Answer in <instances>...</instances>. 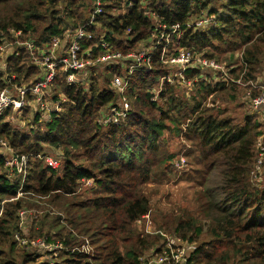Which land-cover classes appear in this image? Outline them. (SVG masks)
I'll return each instance as SVG.
<instances>
[{
	"label": "trees",
	"instance_id": "trees-1",
	"mask_svg": "<svg viewBox=\"0 0 264 264\" xmlns=\"http://www.w3.org/2000/svg\"><path fill=\"white\" fill-rule=\"evenodd\" d=\"M89 6L90 0H0V45L10 40V30L19 32L21 40H32L39 46L47 44L61 37L66 29L85 23ZM148 12L168 28L180 25L181 31L191 21L216 16L206 33L190 28L183 31L180 46L201 53L202 59L214 61V52L229 50L232 54L243 48L240 70L230 72L235 79L244 72L241 79L244 83L254 80L255 70L264 57V0H105L98 19L106 32L105 40L123 53L135 49L153 32ZM125 39L127 46L122 44ZM161 68L156 54L150 74L138 72L130 77L127 98L134 110L126 123L107 127L102 143L97 140L102 127L96 119L101 109L116 102V96L108 90L111 70L102 80L107 88L101 87L96 77L89 94L81 88L55 82L52 92L56 95L63 92L70 103L51 122L40 120L39 114L32 112V124L45 129L42 136L17 133L7 119L12 114L10 110L0 116V139L8 140V146L14 151L18 149L19 157L27 156L30 164V172L22 184L20 179L10 178L9 168L0 155V206H4L0 216V264H149L151 257L167 250H156L141 260L144 251L154 246L159 237L151 241L132 227L150 211L142 186L154 179L166 180L171 174L172 166L167 165L170 157L159 146V138L169 130L165 122L171 125L174 136L179 137L183 121L190 122L183 137L191 147L184 156H195L194 165L206 173L198 199L201 222L181 209L180 214L173 211L161 214L164 220L160 229L166 228L190 243L204 234L217 242L216 247L206 244L196 249L192 258L187 257V264H229L231 260L233 264L259 261L264 264V191L253 189L249 178L256 159L254 144L263 134L262 124L255 120L258 115L246 114L238 123L220 119L206 107V102L210 99L214 103L220 91L238 90L233 85L210 87L203 82L197 95L191 97V105L182 103L176 98L174 87L164 84L158 96L165 106L161 108L157 101H152L147 86L158 82L164 72ZM8 72L15 76L17 85L22 78L30 81L36 74L24 52L8 60ZM3 85L0 76V90ZM30 110L22 111L23 120ZM156 112L160 113L159 118H155ZM41 144L63 149L62 166L54 170L45 165L43 158L47 155ZM80 149L91 162V169L74 164L73 159L80 154L73 155L72 151ZM99 150L103 155L94 163L89 156ZM88 180L94 184L91 193L98 197L84 200L77 191L80 182ZM18 193L23 198H18ZM29 198L50 199L67 216L48 221L50 217L45 214L36 231L37 236L47 231L43 240L52 242L49 232L56 230L53 236L65 250L60 263L43 262L40 255L15 248L12 235L18 231L17 211ZM207 221L211 224L206 228ZM88 240L89 246L95 248L93 253L78 249ZM131 242L129 248L123 246L122 252L120 243Z\"/></svg>",
	"mask_w": 264,
	"mask_h": 264
},
{
	"label": "built area",
	"instance_id": "built-area-1",
	"mask_svg": "<svg viewBox=\"0 0 264 264\" xmlns=\"http://www.w3.org/2000/svg\"><path fill=\"white\" fill-rule=\"evenodd\" d=\"M104 5L105 0H90L85 23L74 29H66L61 37H56L49 43L40 46L32 40H21L19 32L8 31L10 40L5 37L4 39L7 40L0 45V76L4 84L0 90V116L7 110H10L13 116H21L25 108H31L39 114L40 120L51 122L57 119L66 104L70 103L63 92H59L57 95L52 92L55 82H63L67 87L81 88L83 93L89 94L93 78L97 77L103 80L111 70L113 74L108 79V90L116 96V102L101 109L96 122L102 128L120 126L128 120L131 112L127 100L130 77L138 72H150L152 59L156 54L161 66L166 64L183 65L195 60L197 53L180 46L183 31H187L188 28L197 31L199 27L210 26L211 22L215 20L213 16H206L203 19L187 23L184 30L181 31L180 25L176 24L168 28L154 14L148 12L147 16L151 20L153 29L151 36L138 44L136 50L132 49L123 53L105 40L106 32L102 30L98 21L103 14ZM130 6L131 4L128 5V7ZM142 6L146 7V4L142 3ZM156 32L158 34H155ZM127 41L125 39V42H122L123 46H127ZM173 44L177 45L175 49L172 47ZM23 52L30 57V67L35 68L36 76L32 81L22 78L17 85L14 83L15 76L9 75L8 60L12 57H20ZM203 60L205 66L215 67L212 60H208V62L205 61L206 59ZM233 69L235 68L230 67L226 74L222 73L220 83L241 84V77L239 79L232 78L233 75L230 71ZM173 77L172 79L175 80L178 75ZM213 78L216 80L215 76ZM160 79L162 84H172L168 83L167 73H164ZM246 85L258 92L256 97L250 99V106L247 110L249 114H258L264 108V83L262 85L259 80L254 79L247 82ZM152 101L156 100L153 98ZM254 147L257 157L251 176L256 178L261 164L264 162V134L256 139ZM0 149L5 151L0 155L4 157L7 165L10 164L8 157L20 161L21 167L17 171L18 174H21L23 166L27 163L26 157H17L1 139ZM36 158H40V156ZM43 160L47 167L54 170L58 169L61 164V159L58 161L56 157H44ZM24 215V211L18 214L20 217ZM17 242L21 246L27 245L25 240H17ZM50 246L44 241L38 240L30 243L29 248L37 247L49 251ZM167 250L151 257L149 264H187V255L183 249Z\"/></svg>",
	"mask_w": 264,
	"mask_h": 264
},
{
	"label": "rangeland",
	"instance_id": "rangeland-1",
	"mask_svg": "<svg viewBox=\"0 0 264 264\" xmlns=\"http://www.w3.org/2000/svg\"><path fill=\"white\" fill-rule=\"evenodd\" d=\"M112 15H115L112 14ZM204 16V15H203ZM216 17V16H215ZM216 20V18H215ZM215 20L211 22L210 25L215 23ZM210 26H203L199 27L198 32L201 33L208 32ZM155 34H158L156 32ZM218 46L217 44H215ZM172 47L174 49L177 47L176 44H173ZM222 47V46H220ZM134 50V49H133ZM136 50V49H135ZM243 48H238L233 51L232 54H229V50L227 52H214L215 61L212 60L215 63V67H209L205 66L203 63V59L198 58L197 56L201 57V53H197V56L195 60L190 61L188 64H178V65H172V64H166L162 65L161 69L164 71L163 74L159 77L158 82L153 83L152 85H147L151 89V94L153 95V98L157 101L158 106L165 109V106L163 105V101L158 99V96L161 91L164 90V86L161 83V77L164 75V73H167V79L168 84L172 87H174V91L176 94V98L181 100L182 103L185 102L188 105H191L193 101L191 99L197 95V92L199 91L198 86H201V82L208 84L210 87H214L215 85H223L224 88H228L227 86L231 85L234 86L238 91H220L218 92V97L215 100V104L211 102L210 99L206 102V107L209 109H212L211 113L214 115H219L220 119H232L233 122L238 123L242 121L243 117L249 114V111L247 110L250 106V99L256 97L258 95V92H255V90H252L249 88L246 83L241 81V84H232V83H220L221 78L223 74H226V71L230 69V67H234L238 71L239 68V62L240 58L243 54ZM205 61L208 62L206 59ZM182 69H184V72H182ZM188 71H192V73H187ZM223 73V74H222ZM254 79L259 80L262 85L264 83V57L261 61V63L257 66L255 70ZM143 74L148 75L150 72H143ZM246 74V72H245ZM178 75V77L173 80V76ZM244 75V72L241 73L240 77L242 78ZM36 74L30 77V80L32 81L35 78ZM213 76L216 77V80H214ZM232 76V75H231ZM233 78V76H232ZM101 87H106L104 85V82L99 79ZM252 93H256V96H253ZM59 94V93H58ZM192 97V98H191ZM128 100V99H127ZM130 104V110L133 109V103L132 101H129ZM33 110H30V113H27L24 116V120L22 116H13L12 114L7 118L10 120L11 125H13V129L17 131V133H25V134H32L33 137H39L42 136L45 133V129L43 127H39L36 124H32L33 119ZM160 113L156 112L154 113L155 118H159ZM255 120L263 124L262 126V132L264 134V108L259 111L257 114ZM131 115H129L128 120L130 119ZM127 120V121H128ZM126 121V122H127ZM182 121V120H181ZM125 122V123H126ZM165 122V120H164ZM31 123V125H30ZM38 123V121H37ZM183 124H181L182 132L179 137L174 136V131L171 130L172 127L168 122H165V125L168 127L169 130L164 131L161 137L159 138V146L161 147V150H164L167 157H170L169 163L167 165H171V174L166 180H158L154 179L150 182L144 184L142 186L143 192L146 194L147 199L149 200V206L150 211L147 216L143 217L140 221L135 223L133 225V230H135L138 233H142L143 235L149 236L150 240L153 241L157 237V240L154 242L155 245L152 247L147 248V250L144 251L143 255L141 256V260L149 258L152 253H154L156 250L161 249H169V250H176L177 249H183L185 255L191 256L192 253L196 251V249H199L202 245L208 244V246L216 247L217 242L210 241L209 237L204 236L200 237L193 243H190L188 241L182 240L181 238L173 235L171 232L166 231V228L160 229L161 222L164 219H161L163 216L161 214H164V216L173 211L174 214H180L178 211L181 209H184V211L192 215L193 217H196L197 222H201V204L198 203L199 194L201 195L202 188L201 184L204 180V177L206 175L205 172L201 171V167L195 166L194 162L197 161V158L194 156L192 158H185V154L191 150L190 144L185 141L183 137V133H185V128L187 125L190 124L189 121H183ZM102 130L99 133V136L97 140H99L101 143L102 141H105V132L107 128H101ZM35 135V136H34ZM141 135V134H140ZM261 136V135H260ZM162 140V141H161ZM3 141V140H2ZM7 145H10V143L7 141H3ZM43 147V152L46 153V157H53L56 159L58 158V161L64 162L65 154L63 152L62 148H53L49 147L45 144H41ZM12 149V148H11ZM82 149V148H81ZM72 151L73 155L80 154L78 158H74L73 162L75 165H81L82 167L91 169L92 165L91 162L87 160V157H85L82 154H85L83 150ZM255 149V147H254ZM13 150V149H12ZM18 150V149H16ZM14 151V154L19 157L18 154H16L17 151ZM256 151V150H255ZM5 152L3 149H0V153ZM82 152V153H81ZM102 152L99 150L96 153L90 154V159L93 160L94 163L98 162L100 160V157H102ZM149 155V154H148ZM26 157V164L21 172V174H18L17 169L21 167L20 161H17L16 159H11L8 157L10 164L5 165L9 168V174L11 179H20L21 183L25 180V177L29 174L30 168L28 164V157ZM150 159L153 158V156H149ZM257 157V153H256ZM256 161V159H255ZM255 163V162H254ZM254 166V165H253ZM252 166V167H253ZM16 171V173L14 172ZM252 173V172H251ZM250 173V182L253 185V189H256L258 191H264V162L261 164L260 171L256 178L251 176ZM94 186L92 180L88 181H81L78 187V195L84 200H91L98 195L91 193V189ZM18 198H23L22 194H17ZM0 216L2 214V209L4 206H0ZM24 211L25 215L23 217L18 216V231L14 232L12 235V241L15 243V248L17 250H22L25 253L28 254H36L40 255L41 260L40 261H48L50 260L53 263H60L64 257L62 254L63 248L61 247V241L58 240L54 235L56 230H53L49 232V234L52 236L51 240L52 242H47V240H43L45 234L47 231L43 233V236H37L36 231L40 226L41 219L44 218L45 214H48L50 218H47L48 221L50 219H56L57 217H61L60 219H63L64 217H67L64 213L60 212L59 206L57 203H51L50 199H44V198H29L26 203H23V207L17 211V214L19 212ZM62 215V216H61ZM212 219V218H210ZM46 222V224L48 223ZM200 224V223H198ZM207 224V225H206ZM211 222L207 221L204 226L210 227ZM165 229V230H164ZM37 239V240H36ZM17 240H25L27 243L26 246H21L18 244ZM46 241L49 243L50 250L49 251H43L37 247H31L33 249L29 248L30 243H33L34 241ZM89 240L88 242L84 243V245L80 246L78 249L81 252H94V247L89 246ZM132 245L131 243L123 244L120 243L121 251L124 252V248H129ZM207 249V248H206ZM173 251V252H176ZM194 255V254H193ZM233 259V257H232ZM233 260L229 262V264L232 263ZM262 261L256 262L255 264H259ZM233 264V263H232Z\"/></svg>",
	"mask_w": 264,
	"mask_h": 264
}]
</instances>
